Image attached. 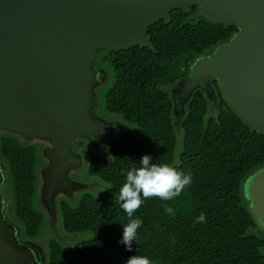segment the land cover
Listing matches in <instances>:
<instances>
[{"label": "trees", "instance_id": "16d2710c", "mask_svg": "<svg viewBox=\"0 0 264 264\" xmlns=\"http://www.w3.org/2000/svg\"><path fill=\"white\" fill-rule=\"evenodd\" d=\"M198 11L199 6L173 10L169 20L150 27L148 45L101 52L100 63L108 65L113 77L106 110L136 124L139 136L119 132L109 142L110 158H90L89 173L110 188L59 202L63 237L48 240L47 264H126L134 255L146 256L151 264H264V235L257 232L241 192L245 178L264 166V132L235 113L217 79L211 81L213 102L197 89L184 116L175 119L173 114L171 91L188 76L194 60L239 30L198 17ZM42 149L41 144L0 134L14 218L28 239L40 235L47 218L39 204V170L46 165ZM145 154L153 163L190 173L192 182L172 200H144L133 214L142 224L129 251L119 242L129 222L119 189L126 172L139 167ZM165 203L174 215L166 214ZM202 212L205 221L195 223ZM85 231L93 238L77 242L69 260L70 235Z\"/></svg>", "mask_w": 264, "mask_h": 264}, {"label": "water", "instance_id": "95a60500", "mask_svg": "<svg viewBox=\"0 0 264 264\" xmlns=\"http://www.w3.org/2000/svg\"><path fill=\"white\" fill-rule=\"evenodd\" d=\"M192 6H199L198 17L239 30L198 56L173 88L176 117L184 116L195 90L213 98L217 79L235 113L264 132V0H0V131L48 142L39 170L48 229L58 233L57 199L74 200L80 187L66 178L81 162L72 143L107 130L91 117L102 79L100 51L148 45L153 24ZM6 179L0 158V264H47L43 245L23 240L8 216ZM241 192L264 235V166L245 178Z\"/></svg>", "mask_w": 264, "mask_h": 264}, {"label": "rangeland", "instance_id": "374dc122", "mask_svg": "<svg viewBox=\"0 0 264 264\" xmlns=\"http://www.w3.org/2000/svg\"><path fill=\"white\" fill-rule=\"evenodd\" d=\"M102 51H105V50H101L100 54ZM96 66H98V68H101L102 79L100 77L101 82L96 87V107H95L96 109H91V117L94 121L105 124L107 126V130L100 132L96 137H92V138L86 137V136L80 137L72 143V146H71L72 154L77 157L79 156L81 158V162L79 163V165L76 166V168L73 169L70 173H68L66 177L68 181L74 182L78 186H80L78 187L79 188L78 193L75 195V198L81 196L85 192H93L97 194L101 190L110 188V184L105 183L98 177L93 176L89 173L88 171L89 160L92 156L110 158V153L108 149L109 142L119 132H122V131L129 132L130 131V132H133L135 135L139 136V127L136 124L129 123L125 119H123L121 115L113 114L106 110L105 102H104L105 94L107 90L112 86L113 77H112V74L110 72L108 65L102 62L100 63V57L96 63ZM171 96L173 98L172 91H171ZM211 98L209 99L213 102L214 100ZM173 114L175 115V106L173 107ZM174 117L175 119L177 118L176 115ZM1 133L3 132L0 131V134ZM15 136H18V135H15ZM32 141L33 142L31 143L41 144L43 147L48 145V142L43 139L41 140L37 138ZM43 160L45 161L46 159H43ZM3 191L7 199L9 200V204L7 207L8 216L10 217V219L15 221L14 210L12 209V205H11V202H12L11 197H10L11 195L9 193L10 186L7 184V179H6L5 185L3 186ZM63 198H68V200H71V201L76 200V199L72 200L66 196L59 197L57 199V206L59 205V202ZM60 221L62 220L60 219ZM15 222L17 225H19L17 221ZM48 222H49V216L47 214V218L45 217V223L41 229L40 235L36 239L23 238V235L21 232L22 230L19 228L20 233H21V238L23 240H30V241H33L36 243L39 242L40 244H42L46 255L48 254V240L52 236H56L60 238L63 237L61 234L62 222L61 224L60 223L58 224L59 226L58 233H55L52 231L54 229L53 227L51 228L52 230L48 229L47 227ZM45 227L47 229L46 233H45V230H46ZM70 237H71L70 238L71 245L69 247L68 246L66 247V252H67L68 259L72 260L73 251H74V247L76 243L79 241L88 240L90 238H93V233L91 231L79 232V233L70 235Z\"/></svg>", "mask_w": 264, "mask_h": 264}, {"label": "clouds", "instance_id": "9594fccd", "mask_svg": "<svg viewBox=\"0 0 264 264\" xmlns=\"http://www.w3.org/2000/svg\"><path fill=\"white\" fill-rule=\"evenodd\" d=\"M150 155L140 158V166L133 167L126 172V179L119 189L118 199L120 207L127 214L129 222L123 226L122 239L119 241L129 251L133 241L137 240V230L142 224L139 218H133L134 212L140 208L144 200L158 197L162 201H169L178 196L181 191L192 182V175L178 171L167 163L156 164ZM164 210L168 215H174L173 209L165 203ZM205 213L195 219V223L204 222ZM126 264H151L146 256L134 255Z\"/></svg>", "mask_w": 264, "mask_h": 264}, {"label": "flooded vegetation", "instance_id": "af4514ba", "mask_svg": "<svg viewBox=\"0 0 264 264\" xmlns=\"http://www.w3.org/2000/svg\"><path fill=\"white\" fill-rule=\"evenodd\" d=\"M45 166V165H44ZM43 166V167H44ZM41 169V168H40ZM41 182V181H40ZM40 185H41V183H40ZM39 189H40V186H39ZM39 204L41 205V207L43 208V204L40 202V198H39Z\"/></svg>", "mask_w": 264, "mask_h": 264}, {"label": "bare ground", "instance_id": "6f19581e", "mask_svg": "<svg viewBox=\"0 0 264 264\" xmlns=\"http://www.w3.org/2000/svg\"><path fill=\"white\" fill-rule=\"evenodd\" d=\"M44 210V209H43ZM45 211V210H44ZM47 261H48V254H47Z\"/></svg>", "mask_w": 264, "mask_h": 264}]
</instances>
